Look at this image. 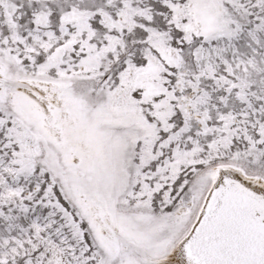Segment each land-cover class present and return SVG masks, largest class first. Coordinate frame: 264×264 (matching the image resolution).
<instances>
[{
	"label": "snow or ice",
	"instance_id": "6c2138e0",
	"mask_svg": "<svg viewBox=\"0 0 264 264\" xmlns=\"http://www.w3.org/2000/svg\"><path fill=\"white\" fill-rule=\"evenodd\" d=\"M0 264H264V0H0Z\"/></svg>",
	"mask_w": 264,
	"mask_h": 264
}]
</instances>
